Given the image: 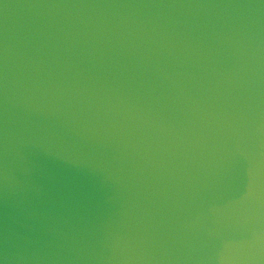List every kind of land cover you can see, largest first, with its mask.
I'll list each match as a JSON object with an SVG mask.
<instances>
[{
	"label": "water",
	"instance_id": "water-1",
	"mask_svg": "<svg viewBox=\"0 0 264 264\" xmlns=\"http://www.w3.org/2000/svg\"><path fill=\"white\" fill-rule=\"evenodd\" d=\"M0 264H264V0H0Z\"/></svg>",
	"mask_w": 264,
	"mask_h": 264
}]
</instances>
